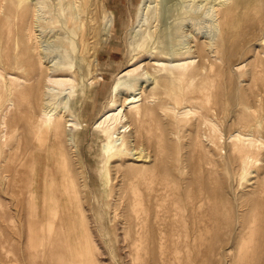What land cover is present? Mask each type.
Masks as SVG:
<instances>
[{
    "label": "rangeland",
    "instance_id": "rangeland-1",
    "mask_svg": "<svg viewBox=\"0 0 264 264\" xmlns=\"http://www.w3.org/2000/svg\"><path fill=\"white\" fill-rule=\"evenodd\" d=\"M236 1L242 8L239 10L243 11V7L250 6L251 3L262 6L264 0H99L101 12L91 9L95 17L93 23L95 31L87 43L89 48H93L90 54H80V46L77 50L69 48L68 42L73 41L72 35L62 26L60 19H56L60 16L55 10L57 7L55 9L51 7L48 14L39 13L44 21L43 28L38 29L31 40L23 33L21 26L0 25V77L7 80L4 81L5 84L8 82L6 86L10 85L9 74L12 72L13 60L25 61L23 59L34 57L30 59L32 63L39 64L40 60L43 64L41 70L37 65L36 71L40 73L38 78H30L29 71L19 73L25 79H32V84L27 85L42 82L40 93L24 89V93L15 94L16 106L8 111L5 102L11 96L5 88L1 90L0 142L2 136L7 134V143H0V264H50V260H47L48 247H45L44 237L38 238L37 248L31 243L34 227L31 228L29 215L31 201L29 190L33 187L39 193L43 190L44 183H41L40 178H44V181L47 178L46 183H51L53 179L55 186L51 183V187L54 195L56 199L62 200V219L65 226L63 229L69 235L73 246L74 234L70 223L75 209L79 211L81 218L85 216L98 247L97 252L100 254L98 264H264V134H262L264 132L258 128L256 131L254 127L245 125L244 127L239 119L251 113L258 121H264L263 7L258 6L261 8L262 19L255 28L248 29L244 34L242 29L239 30L242 26L238 25V29L236 28L239 52L235 57L229 61H222L213 53L215 44L221 36L217 10ZM47 2L57 6L58 0ZM154 10L160 14V23L156 31ZM111 12L115 16L116 24L109 28L107 18ZM105 29H108L109 33H106ZM34 45L38 47L37 51H33ZM198 46L205 47L206 57L199 56ZM212 46L214 48L208 50ZM25 49L28 57L23 55L24 58L20 59L22 58L20 53ZM186 53V56L182 55ZM164 64L172 69L186 65L187 79L176 84V89L170 92L162 91L163 89L154 84L155 73L160 78L166 75L161 71ZM196 68L200 69L199 74L191 76ZM55 70L57 71L54 72ZM129 71L131 72L118 84V78ZM52 80L61 81L62 85L53 84ZM117 86L120 88L119 92H114ZM171 94H175V97ZM134 96L141 100L138 104L142 110V121H139L135 112L127 105L129 98ZM46 97L52 99L55 114L60 112L64 123L65 120L75 117L80 124L81 128H67L69 131L66 130L67 133L62 136V143L55 139L54 133L45 127L43 121L38 120ZM113 105L115 109L123 106L128 119L127 132L132 130L134 133L133 131L138 130L137 142L135 145L131 144L130 150L139 152L142 149L146 151L149 159L147 157L139 161L141 159H137L138 155L122 157L110 161L106 166L103 147L110 144L104 130L96 129V124L106 110L114 108ZM245 107H248L247 110ZM5 111L9 112L6 120L7 131L2 127ZM206 111L209 112L208 115ZM172 121L177 122L178 127H171ZM200 121L202 123H199ZM194 133L200 136L202 134L203 140L208 137L220 144L217 151V161L221 159L222 162L218 161L217 227L204 230L200 248L192 243L188 247H178L175 244L178 232H167L172 247L166 263L160 259L157 250H155L157 259L153 260L150 257L152 250L149 241L147 245L150 248V251H147L149 255L143 251H130L132 240L138 237L134 227L130 230L129 225L131 218L128 214L130 215V205L133 204V187L129 186V183H138L137 186L140 188L143 186L142 190H147L153 187L152 183H158L157 178H165L168 174L170 177L169 175L167 177L173 179L168 178L170 181L179 182L182 175L178 169L182 165L179 166L176 162L177 148L179 147L178 150L181 148L179 153L181 161L192 160L190 157L197 159L201 152L203 156L205 155L203 148L191 154L192 140L196 136ZM237 133L244 134L242 141L244 136L252 133L260 140L261 155L257 157V163L251 164L244 179L241 178L237 166L227 168L228 147L234 143L231 137ZM68 134L74 136L75 148L69 146L66 141ZM162 138L168 139L171 155L168 153L166 158L155 162L153 146ZM129 140L133 141V138L128 137ZM148 150L150 151L147 152ZM33 153L36 160L31 176L34 174L36 179L33 176L30 180L26 164ZM62 159L63 161L66 159L68 163L62 162ZM190 173L192 174L188 171L187 179L192 181L193 175ZM155 176L157 177L152 179ZM146 180L148 182H144ZM144 198L148 209L147 197ZM183 203L186 204L185 196ZM255 203H261L262 208L254 211ZM151 206L154 204L151 203ZM166 221V218H161L157 224L161 225ZM78 225L80 227L79 223ZM151 227L144 230V233L148 234V240L156 232L155 226ZM124 238L129 241L125 245ZM247 240L252 244L241 245Z\"/></svg>",
    "mask_w": 264,
    "mask_h": 264
},
{
    "label": "bare ground",
    "instance_id": "bare-ground-1",
    "mask_svg": "<svg viewBox=\"0 0 264 264\" xmlns=\"http://www.w3.org/2000/svg\"><path fill=\"white\" fill-rule=\"evenodd\" d=\"M47 1L46 0H0V25L6 24L5 26L8 25L10 27H14V25L16 27L21 26V27H23V29H22L23 33L27 35L29 40H31V39H33V35L35 34V32L39 31L38 29L43 28V22L44 21H43V18L39 15V13L40 12H46V14H48L49 13L48 11H50L51 7L53 9H55V7H57L58 9H55V10L58 11V15H60V16H59V18L57 17L56 19H60V23L62 22V24H63L62 26L69 32V34L72 35L73 41L70 40L68 42L69 48H71V49L74 48L77 50L78 47L80 46V48H81L80 54L92 53L93 48H89V46L87 45L88 41H90L91 35H93V32L95 31L93 29V27H94L93 23H95V19H94L95 17L93 16V12L91 9L92 8L95 9V11L98 13L101 12L100 11L101 6L99 4L100 3L99 0H58L57 6H53L52 4L48 3ZM261 1H263V0H261ZM256 4L252 5V3H251L250 6L243 7V11H240L242 8L240 7V3H238L237 1L235 3H231L228 5L226 4L225 6L218 8L217 14H218L219 26L221 28V36H220L217 44H215V51L213 52L218 57V59H220L222 61H229L233 57H235V55H237V53L239 52V46H237V38H238L237 33L238 32H235L238 25L242 26V28L239 27V30L242 29L243 34H244V32H247L248 29L251 30V29L255 28L258 24H260V20L262 19V17H260L262 14L260 7H263V9H264V1H263L262 6L260 4H258V6L260 5V7H259L260 9L258 8V6ZM261 4H262V2H261ZM148 13H150V12H148ZM153 13H154L153 17L155 19V23H157V25L154 27L155 28L154 31H156L158 26H159V23H160V16H159L160 14H158V12H156L155 10L153 11ZM56 19H55V21H56ZM107 19H108V26L107 27H109V28L114 27V25L116 24V20H115L114 14L112 12L110 13V15ZM1 30L3 31V29H1ZM105 30H106V33H109L108 29H105ZM4 31H7V30H4ZM240 32H239V34H240ZM18 33H20V32H18ZM15 34H17V32ZM4 35H6V34H4ZM103 36L105 37V35H103ZM20 37H21V35H20ZM19 38H17V39H19ZM36 38L38 39V37H36ZM5 39L7 40V38H5ZM93 41H95V40H93ZM15 43H17V42L15 41ZM19 43H21V42H19ZM23 44H24V42H23ZM95 44H96V42H95ZM95 44H91V45H95ZM5 46H7V45H5ZM14 46L12 45V47H14ZM69 48H66V50L68 51ZM204 48H202L201 46L200 47L198 46V53H199V56L202 58L206 57V56H204L205 55V49ZM212 48H214V47L212 46L211 48H208V50H210ZM240 49H241V47H240ZM13 50H14V48H13ZM27 50H28V48H27ZM37 50H38V47H36V46L33 47V51H37ZM94 53H95V51H94ZM20 54L22 55V56H20V57H22L20 59L24 58L23 55L27 56L26 49L23 50ZM182 55L186 56L187 53L182 54ZM33 58L30 57V59H33ZM30 59H26V58L23 59L25 61H21L19 59L13 60L14 62L11 65L12 72L9 74V76H10L9 84L10 85L6 86V84L8 82L5 84L4 81L6 79L4 77H2V78L0 77L1 78L0 79V100L2 98V94H1L2 88H5V90L11 96V98L5 102V106L7 107L8 111L15 108V106H16V103L14 101L15 100V97H14L15 94H20L21 92L24 93V89L25 90L26 89L27 90L28 89L34 90L35 92H38V93H40L42 90V89H40V86H41L40 84L42 82L41 83L38 82L39 80L37 81L38 83L36 82L37 84L35 83L36 85H27L28 83L30 84L32 82V79H25L19 75V73H21V72H24V71L28 72L29 71L31 73L30 78H33V79L38 78V75L40 73L39 72H38L39 74L37 73V71H38L37 65H39V67H40L39 69L41 70V66H43V64L40 60H39V64H38V62H37V64L34 62L32 63V61H30ZM33 61H35V60H33ZM185 66L186 65H182V66L179 65L177 68L172 69V68H169V65L166 66V64H164L162 66L161 71H164L166 75L163 78H160L159 75H157L155 73V76H154V82L155 83L154 84L157 87H160L161 89H163L162 91L165 90L167 92H170L172 89H176V84H178L181 81L183 82V80L187 79V75L185 74L186 73V71H185L186 67ZM56 71L57 70H55L54 72H56ZM199 71H200V69L196 68L192 72L191 76L198 75ZM130 72L131 71L125 73L122 77L118 78V84H119V81L122 80L125 76H127V74H129ZM211 72H213V70H211ZM27 75H29V74H27ZM43 80H44V78H43ZM51 82H53V84L62 85V82L58 81V80H55V81L52 80ZM42 86H44V84ZM119 89H120L119 86H117L114 92H117ZM49 90H50V88H49ZM157 93H158V91H157ZM30 94H32V93H30ZM44 95L45 94L43 93L42 96L44 97ZM47 95H48V93L46 94V96ZM49 95H50V93H49ZM172 95L173 94H171V96ZM3 96H4V94H3ZM6 97L7 96H5V98ZM50 97H52V95H50ZM50 97H48V98L46 97L44 103H42L43 104V111L40 114L38 120L43 121V124L45 125V127H47L49 129V131L54 133V135L56 137L55 139L57 141H59L60 143H62L61 139L63 140L62 136L67 133L66 132V130H68L67 128L68 127L77 128V127H80V124L76 121L74 116H72V117H74V119L65 120V123H64L63 118L60 116V112H59V114H55L56 110L52 106V99ZM169 98H171V97H169ZM243 99H245V97H243ZM37 100L39 101V99H37ZM42 101H43V99H42ZM140 101L141 100H139V98L137 96L130 97L127 105L129 106V108L131 110H133L135 112V116L139 119V121H142V118H143L142 110H141V108H139L140 105L138 104ZM53 103H55V102H53ZM36 104H37V101H36ZM136 104H138V105H136ZM162 105H164V104H162ZM36 106L34 108H36ZM113 107H114V105H113ZM157 107H159V106L157 105ZM160 107H161V105H160ZM213 107H215V106H213ZM247 108H246V110H247ZM254 108H255V106H254ZM56 109H58V108H56ZM209 110H210V108H209ZM167 111H169V110H167ZM7 112L5 111L6 114L4 113L5 115L2 117V127L6 131L8 129V123L6 120H7L8 113H9V112L8 113ZM205 113H207L206 115H208L209 112L206 111ZM213 114H212V116H213ZM261 114H262V112H261ZM54 115H55V118H53ZM178 116H180V115H178ZM237 118H238V116H237ZM64 119H65V117H64ZM158 119H160V118H158ZM239 119H240V122L243 124V126L245 125L246 127H249V126L254 127V128H256V131L258 128L261 132H264V121H262V120L258 121V118H256L253 114L247 113V115H244L242 118L240 117ZM130 120H131V118H130ZM168 121H170V120H168ZM172 122L173 123L170 125L171 127H173V128L178 127L177 122H175V121H172ZM236 122H237V120H236ZM236 122H235V124H236ZM256 122H257V124H256ZM127 123H128V119H127V116L125 115V110L123 111V106L122 107L119 106L116 109L114 107L112 109L106 110V112L100 117L99 121L96 124V129L104 130V132L107 135V141L110 144V146L108 144H106V145L104 144L105 146L103 147V154H104L106 166H107V164L110 163V161H112L114 159H120L122 157H129V156H137L138 155L139 157L137 159H141L139 161H142V160H144V158H147V157L149 159V156L146 153V151H143L142 149L139 150V152L138 151L133 152V150H130L131 144L133 143V145H135L137 142V131L138 130L137 131L135 130L136 132L133 131L134 133H132V130L127 132V129H128ZM167 123L169 125V122H167ZM199 123H202V122L200 121ZM0 126H1V124H0ZM153 127H155V125ZM199 128H200V126H199ZM137 129H138V127H137ZM170 131H173V130H170ZM46 132H48V130ZM141 132H143V131H141ZM154 132H156V131H154ZM173 132H175V131H173ZM252 132H253V130H252ZM261 132H259V133H261ZM259 133H257V134H259ZM175 134H177V132ZM175 134H172V135L174 136ZM194 134L196 136L194 137L195 139L192 140L193 141L192 142L193 152H191V154H193L197 151L199 152L203 148L205 155L203 156V154L201 152L199 158H197V159L190 157V159H192V160L181 161V157L179 156L181 148L178 150L179 147L177 145V147H178L177 148V151H178L177 155L178 156L176 154H175L176 156L174 155L175 157H177L176 158L177 161L176 160L175 161L178 162V165L179 164L182 165V167L178 169V172L182 175L181 176L182 178L180 180L178 179L179 182L170 181L173 179H170L169 178L170 175L168 174L169 177H167L168 175L166 177L165 176L164 177L167 179L169 178L170 180L169 179L167 180L163 177H161L162 179L157 178L158 183L157 182L152 183L153 187L147 188V190H142L143 186L140 188L139 186H137V185H139L138 183H129V186L133 187L132 188V203L133 204L130 205L131 211H130V215L128 214V216H130L129 218H131V224H130V221L129 220L128 221H129V225H131L130 230H132L131 228L134 227V230H136L135 231L136 235H137L136 237H138L137 239L135 238V240H132L133 242H131V247H130L131 250L130 251H133V250L134 251H143V252L147 253V251H150V248H151L152 254H150V257H152L153 260L157 259L156 253H155V250H157L159 252V257H161L160 259H162L166 263L167 258L170 256L171 247H172V243L169 240V238L167 237V232H170V233L171 232L175 233L176 231L178 232L177 233L178 237H177V234L175 235L177 237V241L174 240L175 242H177L175 244H177L178 247H180V246L188 247L189 245H191L190 243H192L194 246L200 248L202 245V240H203V234H204L203 232H205L204 230L207 231L208 228L214 229L217 227L216 217L219 214V207H218L219 204L217 201V200H219L217 198V193L219 191V170H218L219 163H218V161L221 160L220 159L217 161V151H219L220 144L218 141L213 140V139L208 138V137H205V136H204L205 139L203 140L202 134H201V136L196 134V133H194ZM262 134H264V133H262ZM161 135H159V137H162ZM243 135H241V133H237L236 136L232 135L233 137H231V139H232V141H234V143L230 147L227 146L228 147L227 159L229 161L227 168H229L230 166L231 167L237 166L238 170L241 173L240 174L241 178L244 179L248 175V169L251 166V164L258 162L257 157L261 155L260 154L261 149H259L260 140L258 138H255L253 133L244 136L243 141H242ZM66 136H67L66 141L68 142L69 146L75 148L74 136L72 134H68ZM128 137H130V138L132 137L133 141H131V140L128 141ZM175 138H177V137L175 136ZM54 140H53V142H54ZM261 140H262V138H261ZM1 142L7 143V134L6 135L4 134L2 136ZM204 142H206V144H208V146L206 144H204ZM207 147H208V150H207ZM153 148H154L153 151L155 152L154 156L156 155L154 161L159 162L160 161L159 159L166 158V156L168 155V153L171 149V146H170V143H169L167 138H165V139L162 138L160 140V142H157L154 144ZM174 150H173V153H174ZM149 151L150 150H148L147 152H149ZM182 151H184V150H182ZM221 151H222V149H221ZM24 155H23V157H24ZM63 159H62V162L65 163V161H66V163H68L66 159H65V161H63ZM35 160H36V155H35V153H33L29 157L28 164H26V167L30 173L29 174L30 180L33 179L32 178L33 176L35 178L34 174H33V176H31V173L34 170L33 168H34ZM176 162H173V163H176ZM16 163H17V161H16ZM133 168H132V170H134ZM173 170H174V167H173ZM173 170H172V172H174ZM135 171H136V169H135ZM175 171H176V168H175ZM188 171L192 172V174L190 173L191 175H193L192 181L187 179ZM131 172H133V171H131ZM152 172H153V170H152ZM155 172H157V170ZM163 172L164 171L162 170V173ZM165 172L167 173V171H165ZM166 173L164 175H166ZM170 174H172V173H170ZM160 175H159V178H160ZM157 176L152 177V179L156 178ZM161 176H163V175H161ZM45 179L47 181V178H45ZM40 180H41V183H44V185L42 184V186H44V188L42 187L43 190H41V192H40L41 197H40L39 191L36 192L34 187L29 190V194L31 197V201L29 202V208H30L29 215L31 216V228H32V226L34 227V230H33L34 233H32V239H31L32 246L34 245V247L37 248L38 238L40 236L44 237L43 242L46 245L45 247H48L47 248L48 249L47 260L48 259L50 260V264H98L97 260H98V256L100 254L97 252L98 247L94 241L92 233L90 232L89 225L86 222L87 220H86L85 216L83 215V217L81 218V216L79 215V211L77 209H75V213L72 216L73 220L71 222V223H73V225L70 223V226L73 227V234H74L73 240H74L75 245L73 246V244L70 241L69 235L63 229L64 222L62 219V212H63L62 211V202H61L62 200H61V198L56 199V197L54 195V191L51 187V183H52V185L54 183L53 179H52L51 183H48V182L46 183V181H44V178L43 179L40 178ZM135 180H136V178H135ZM175 180H177V178H175ZM144 182H148V181L146 180ZM53 186H55V185H53ZM42 188L40 187V189H42ZM27 189H28V187H27ZM144 196L147 197V205H148L149 210L146 209ZM183 196L186 197V204L183 203ZM128 200H129V198H128ZM151 203H153L154 206H151ZM165 205H168V206H165ZM253 208H254V211H256V210L258 211L260 208H262L261 203L253 204ZM128 209H127V211H128ZM133 216H135V218ZM161 218L162 219L166 218L167 221L161 225H158L157 222ZM80 219H82L81 222L79 221ZM169 219L171 221H169ZM78 223L80 224V227H79ZM151 225L155 226L156 232L153 233L154 235H152L148 240V234L144 233V230L151 227ZM151 228H153V227H151ZM168 229H170V231ZM40 241L41 240H39V242ZM127 241H128L127 238L126 239L124 238V240H123L124 245L126 244ZM148 241H149L150 248L147 247ZM237 244L239 245V243H237ZM243 244L251 245L252 243L249 242V240H247L246 242H242L241 245H243ZM177 245H176V247H177ZM42 249H43V247H42ZM38 250H40V249H38ZM102 256H103V253H102ZM42 257H44V256H42Z\"/></svg>",
    "mask_w": 264,
    "mask_h": 264
}]
</instances>
